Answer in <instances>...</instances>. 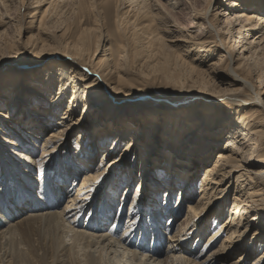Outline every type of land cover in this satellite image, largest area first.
Masks as SVG:
<instances>
[{"label": "bare ground", "instance_id": "6f19581e", "mask_svg": "<svg viewBox=\"0 0 264 264\" xmlns=\"http://www.w3.org/2000/svg\"><path fill=\"white\" fill-rule=\"evenodd\" d=\"M26 1L23 0L26 9L36 6L42 7L41 11L46 7L39 15V34L29 37L32 48L40 51H54L53 45L62 48L84 73L75 70L73 74H59L67 82L54 85L53 92L50 87L37 86L38 92L37 87L26 89L27 84L21 79L16 82L8 110L0 104V127L6 124L9 129V120L24 124L14 130L13 140H9L14 146L11 150L18 153L22 149L35 155L33 146L38 148L36 143L40 142L42 159H46L31 166L27 162L21 165L14 158L16 166H13L7 158H2L7 175L0 183V244L11 242L19 234L23 237L48 227L62 232L60 242L43 247L50 258L60 254L58 264H228L235 253L241 254L231 264H242L254 258L255 252L264 246V91L255 92L237 71L253 75L263 70L264 0H225L224 5L218 6L211 0L207 10H199L193 2L191 5L184 2L192 10V22L187 29L167 18L157 0H131L129 9L124 8L121 0H115L107 10L101 0H71L76 4L73 22L58 37L55 35L51 44L46 43V38L51 36L46 27L54 16L58 17V11L64 10L67 0H29V6ZM183 1L167 0V3L173 12L183 7ZM73 23L79 25V36L74 42L69 37ZM111 27L119 41L123 39L126 45L137 48L133 52L135 56L139 53L145 56L139 70L143 76L149 72L150 76L177 79L183 85L208 88L215 93L218 99L215 101L238 109L229 111L230 116L221 117L219 123L202 122L184 114L186 119L181 127L169 121L162 136L155 130L136 143L132 131L127 136L106 130L105 123L108 125L117 116L109 114L106 108L113 101L96 98L87 81L97 73L85 69L75 59L90 66L105 65L109 71L105 73L109 75L117 72L114 70L129 72L130 65L123 66L128 63L127 55L116 63L107 48ZM36 36L42 41L36 40ZM66 38L68 42H64ZM222 69L230 74L228 87L240 88L222 90L209 85ZM51 78L49 73L39 80L45 83ZM1 92L0 96L7 98L11 89ZM34 98L44 101L45 109ZM252 109L259 110L260 117L254 116L257 122L253 117H236L242 110ZM80 111L82 118L75 119ZM83 120H90V124ZM149 131L150 128L146 133ZM73 133L78 136L74 145L69 137ZM217 146L220 151L211 163L209 150ZM103 151V160L97 164ZM4 152L0 143L1 155ZM21 156L29 159L25 154ZM54 160L59 164L48 175L38 170ZM200 172L204 175L200 182H195ZM121 174L125 177L117 186ZM127 180L123 192L128 195L138 190L132 198L117 200L115 196ZM195 183L200 187L198 202L193 194ZM175 192L176 207L186 206L188 212L178 231L173 233V224L181 216L180 212L176 216L172 211ZM157 193L164 194L162 204L153 198ZM231 201L234 203L230 216L209 238L208 247L197 248L198 240L193 246L190 239L198 227L201 233L205 231L204 235L209 232L206 216L224 206L226 211L214 216V220H221L228 214ZM169 202L170 214L166 206ZM206 251L210 254L201 262L198 258ZM25 255L21 248L16 253L9 252L1 264H25ZM255 258L254 264H264V253Z\"/></svg>", "mask_w": 264, "mask_h": 264}, {"label": "rangeland", "instance_id": "374dc122", "mask_svg": "<svg viewBox=\"0 0 264 264\" xmlns=\"http://www.w3.org/2000/svg\"><path fill=\"white\" fill-rule=\"evenodd\" d=\"M27 1L25 3L26 4L28 3L27 6H29L30 1L29 0ZM112 1L114 2L115 0H101L103 8H105V10L109 9L112 6L113 3ZM121 1H122V5L125 6L124 8L126 9L130 8L131 4L129 3L131 0H121ZM139 1L141 2L143 0H139ZM152 1L154 0H151V2ZM157 1H158L157 4L159 3V8H161V11L162 9L164 10L163 13L167 16V18L169 17V19L172 22L179 23L181 25V28L183 29L189 28L192 22L191 19L192 10L190 11L189 9H187L189 5H187L184 2H190V5L193 2L194 4L192 5H195L196 8H198L199 10H207L212 3L211 0H185L182 3V5L184 4L183 7L181 6L182 8L178 9L177 11H173L175 12L173 13L172 10L169 9L167 0H157ZM216 4L224 5L225 0H215L214 5ZM65 6L66 7L64 8L63 11L57 12L59 14L58 17L54 16L53 17L54 20L52 19L51 22L46 27V30L49 31V33H51V36L46 38L47 44L48 43L51 44L50 42L53 41L52 38L55 37V35L56 37H58L60 31L62 30L64 31L66 25H69V23L73 22L72 19L75 16L74 8H76V4L71 0H67ZM31 7L29 9H26L27 7L24 5L23 0H0V94L2 93L1 91L3 89L6 88L11 89L10 96H7V98H3L5 96H0V104L5 105V110H8L10 98L16 92L15 91V87L17 86L16 82L20 81L21 79L23 80L21 81L22 83L27 84L26 89L41 86L43 89L46 87H50L51 92H53L55 89L54 85H59L64 83L66 85L67 82L66 78H61V76H58L59 74L60 75L64 73H66V75H68V73L73 74L75 70L78 71L79 73H84L82 70L80 71V67L72 63L71 61L72 58H69L68 57L69 55L66 56L64 54L62 48L59 49L57 46L54 45L52 46V48L55 49L54 51H51L50 49H48L47 51H42V50L40 51L32 48L33 42L29 40V37L39 34L38 32L39 31L38 21L40 20L39 15L41 12H43L46 9V7L43 8L41 11H39V9H41L42 7L40 8H36V6H31ZM35 13L37 14L34 17L35 19H31V17ZM211 19L214 20V18ZM32 20H34L33 24H32L33 22ZM71 25L73 26H71L69 37L74 38L73 40L71 39V41L74 42L75 40H77L79 36V25L77 23L76 24L73 23ZM115 32L116 30L114 29V27H111L110 29L111 36L109 38V43L107 48H110V53L112 54V58L116 63L121 62V58L124 56V54L127 55L128 63L124 64L123 66L130 65L129 67H127V70H130L129 72L122 73V72H118V70H114L117 72L109 75L107 74L109 71L105 70V65H101V67H98L97 65L90 66V64L81 62L80 59H75L78 62V64L85 67V69L97 73V75L95 74V76H91V78H89L87 81L88 86L92 87L91 91L97 94L96 98L102 101L107 97L110 99V101H113V103L110 102V104L107 105L106 108L110 110L109 114L115 113V115L117 116L113 117V120L108 122V125H106L105 123L106 130L108 131L112 130L115 133L121 132L127 136H129L128 132L132 131L133 134L135 135L134 137H136L135 139V143H136V141H138L141 138H145V135L150 134L155 130H157L159 134L162 136L165 130L164 128L169 125V121H174L175 123L173 124L175 126H177L176 124L177 122L178 126L181 127V125L183 124V120L186 119L184 114L189 115L192 119L201 120L202 122H204L205 120H209L210 122L215 123L218 122V120H220L221 117H225L229 115L228 114L229 111H234L235 109H238V108L232 109L231 106L225 102L215 101L218 100L215 99L216 98V96L214 95L215 93H213L208 88H202L196 84L192 85L190 83H185L183 85L182 83H177L178 82L177 79L169 80L163 78L162 76H150L148 75L149 72H146L143 76L142 74L139 73V70L140 67L142 66V63L145 61L143 60L145 56H141L139 52H138L139 55L135 56L133 52L136 51L137 48L132 47L130 44L126 45L123 42V39L119 41L115 37ZM36 38L42 41V39H40L41 38L40 36H36L35 39ZM68 40L69 39L66 38L64 42H68ZM102 55L103 53L101 54V56ZM214 57H216V54H214ZM49 73L52 74V78L45 83L44 81L43 83H41L39 79H42V77L46 78V75ZM237 74L241 76L243 79L249 81L253 86L255 92L264 91V65H263V70L256 74L248 75L246 73H242V70L237 71ZM13 79H17V80H13ZM211 80L212 81L210 82V84L209 83L208 84L212 86L216 85L218 89L231 90V89L240 88V86L228 87L226 81L230 80V74L224 69H222L221 73L217 77ZM38 88L39 87L36 88V92L39 91ZM245 92L248 94L247 91ZM67 94H70V91H67ZM65 96H69V95H65ZM34 99L36 101L37 98ZM37 101H40L41 107L45 109L46 106L45 102L38 99ZM81 114H82L81 111L78 112V114H75V119H81L82 118L80 116ZM255 115H257V118L260 117V113L258 109L242 110V112H240L239 115H237L236 117L237 118L241 116L242 117L247 116L251 118L253 117V119L255 120L254 122H257L258 119L254 118ZM174 116H177V118H174ZM232 118L233 116H231V119ZM89 121L90 120H86V121L83 120V122H85V124L87 125L90 124ZM9 122H11L9 129L8 126L6 127V124L1 125L0 127V129L2 130V131L0 130V137H1L0 143L3 145L5 150L4 154L1 155L0 153V161H1L0 183L1 182L3 183L7 175L3 171L2 158H7V160H9V162H11L13 166H16L14 158L17 161L22 162L21 165H24V163L27 162L31 166H36L38 161L44 163V161L46 160V159H42V152L40 148L42 144H40V142L36 143L37 147L39 146L38 148L32 145L33 147H35V155L26 152L24 149L23 150L26 153H24L22 149L20 150L18 149L17 152L19 154L16 153V151L11 150L12 147L14 146L10 144L11 142L9 140H13L12 135L15 134L14 130L21 129L20 126L23 127L24 124L21 125L18 124L19 121L15 123L9 120ZM218 123L215 125H218ZM177 127H175L174 129L176 130ZM149 128L150 131L146 133V130ZM69 137L71 143L74 145L78 136H76V134L73 133L71 135L69 134ZM225 140L226 138L224 139V141ZM224 141L222 140L221 143L223 144ZM221 143L219 144V146L222 145ZM135 145L137 148L145 149V147H143L142 145H137V144ZM219 146H217V148L215 147L214 149L212 148L211 150H209V154H211L212 157L211 163L214 162L217 153L220 151L218 148ZM139 152L142 154L141 149ZM103 153L104 151L101 152L100 156L97 158V164H101L103 160ZM17 154L19 156H17ZM22 154H25L27 157H29V159H25L23 156H21ZM133 158L134 156L131 157V160H133ZM211 163L206 166L209 167ZM55 164H59V162L55 160L53 162L50 161L45 165H43V168L38 167V170L41 171V173L48 175L49 172L53 171L52 169ZM206 166L203 167L206 168ZM203 167L200 168L201 172L204 169ZM201 172L195 182L201 181V178L204 175V173ZM124 177H125L124 174L119 175V180L116 183L117 186L119 185V183H121L120 180H123ZM127 184H128V180L125 186L121 187L122 190L115 196L117 200H123L124 198L126 199L132 198L133 193L136 191V189L138 190V188H136L135 190H132L131 193L129 192V194L127 195V192H123ZM194 188H195V191L193 193L194 199L195 201L198 202L200 200V195H199L200 187L197 186L195 183ZM163 195H164L163 193L161 194L157 193L154 194L153 198L154 200L159 199L160 204H162L164 200ZM174 195L175 196L173 197L174 199L173 201L175 203L177 193L175 192ZM111 196L114 197L112 191H111ZM220 203L221 200L219 201V204ZM233 203H234L233 201L230 202L228 214L225 215L219 221L214 220V216L217 215L220 211L221 212L226 211V208L224 206H219L218 208H215L216 212H214V214L211 215L209 214L206 216V218H208L207 224H208L209 232L206 235H204L205 231L201 233L199 231L201 227H198V230L190 239L193 246H195L196 243L195 241L198 240V242L200 241V243H198V245L196 246L197 248L200 247L199 249L202 250V247H208L207 244L209 238L212 236L214 231L219 229L220 225L230 216V211L232 209L231 207ZM170 204L171 202H169V204L166 205L169 206V212H168L169 214H170ZM176 205L177 204L175 203L174 207H172V211L175 212L176 216H177L176 213L180 212L181 216L179 217V220H177L176 224H173L175 225L174 226L175 230H173V233L178 231L179 225L182 223V220L186 218L188 212V208H186V206L176 207ZM132 213H134V210H132ZM134 216L136 215L134 214ZM84 218H86V215L84 216ZM121 222H123L122 227L124 228L126 226L125 221L123 220ZM165 223L168 222H166L165 220ZM103 234H106V232H103ZM60 237H62V232L59 228H48V227L46 228L43 227L41 228V230L38 229L34 234L25 235L23 237L19 234L11 242L1 243L2 245L0 244V264H1V259L3 257L7 258L9 252L14 251L16 253L20 248L26 254L25 264H28L29 261H30L29 264H51V263L58 264L57 261L59 260L60 254L56 255L58 256L55 258L56 260L53 259L52 257L50 258L51 255L50 254L46 255V252L43 247L45 246L50 247L54 241L60 242L61 241ZM260 237L261 236H259L258 239ZM223 238L224 237L220 239V242L216 244V247H214V249H216L220 245ZM49 240L50 242H48ZM248 244L249 241H247V244L245 245L247 246ZM62 250H63V246H61L60 248V251ZM199 251L200 250H197L196 253H199ZM258 251L255 252V257H257L258 254L262 255L264 253L263 252L264 246L263 249ZM206 252L207 253L203 254L202 256H199L198 260L200 259L202 262L205 258H207L210 252L209 251ZM244 252L245 251H243V253ZM240 254L241 253H235V255L231 259H229L228 264L238 261ZM29 256L33 258H30ZM185 256L190 257L196 262H198V260L191 257L190 254H186ZM255 257L249 258L246 262L245 261L242 262V264H254V261L256 259ZM29 258L33 260H30ZM41 259L43 260L40 261ZM211 262H213V260Z\"/></svg>", "mask_w": 264, "mask_h": 264}]
</instances>
